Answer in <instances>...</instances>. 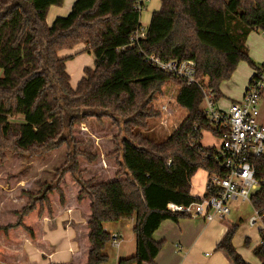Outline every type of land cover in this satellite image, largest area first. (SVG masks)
<instances>
[{"label":"trees","instance_id":"trees-1","mask_svg":"<svg viewBox=\"0 0 264 264\" xmlns=\"http://www.w3.org/2000/svg\"><path fill=\"white\" fill-rule=\"evenodd\" d=\"M64 1L0 0V132L14 133L15 146L23 153L68 145L55 181L43 183L36 195L27 192L29 201L17 221L0 226V263L37 264L27 253V240L49 257L55 247L45 237V222L56 228V219L71 209H80L83 220H65L63 226L74 228L78 249L70 260L52 264H106L111 233L105 224L131 219L136 252L118 264L154 263L162 247L154 232L167 219L189 217L170 211L168 203L201 199L190 193L192 177L201 168L209 178L226 176L216 147L201 143L203 131L218 138L223 132L207 118L197 84L153 66L130 45L131 35L142 26L135 0H75L66 16L48 24L50 7ZM160 1L141 47L164 60H194L197 79H207L216 103L223 97L221 83L241 61L258 71L251 80L264 71L245 45L251 31L264 34V0ZM80 43L95 62L93 68L85 67L73 88L66 68L73 56L60 52ZM171 79L181 85L177 102L187 110L185 118L164 140L134 133L129 125L146 126L147 105ZM106 118L118 129L105 137L108 148L95 153L82 148L76 126L88 127L92 119L102 124ZM81 159L88 166L81 167ZM96 162L93 172L89 166ZM256 171L264 179V157L256 161ZM216 193L208 184L204 197ZM252 203L264 208V186L253 194ZM237 229L238 224L226 222L215 249L228 264H250L233 244ZM253 252L264 264V245Z\"/></svg>","mask_w":264,"mask_h":264},{"label":"crops","instance_id":"crops-1","mask_svg":"<svg viewBox=\"0 0 264 264\" xmlns=\"http://www.w3.org/2000/svg\"><path fill=\"white\" fill-rule=\"evenodd\" d=\"M74 2L75 0H65L63 6H51L47 14V22L51 21L52 23L57 16H66L71 11ZM245 45L248 49L250 57L257 64H264V34L256 30L251 31L246 37ZM85 49L86 45L80 43L73 47L72 50H62L63 52L69 50L71 53H66V55L60 56L65 57L72 55V58H74V54H78L80 52L83 53ZM68 61L66 62V68L69 73ZM86 67L93 68L94 65ZM84 69L81 78L85 75ZM257 72L258 71L251 67L247 62L241 61L238 64L231 78L221 83L220 90L223 94V97L217 101V106L222 110H228L233 102L241 100L244 96L245 90L251 78ZM259 107L260 121L264 124V91L260 99ZM203 147L210 148L205 147L204 145ZM209 179L210 178L208 172L205 169H199L192 177L190 193L196 197H203L207 191ZM2 191H4L3 188ZM3 193V198L0 201V226L15 222L17 219V215L15 212L21 210L28 202V198L26 196H20V198L17 199L16 203L14 202L10 204L11 198L6 195L5 191ZM250 205L254 210V206L251 203ZM77 212L75 211V209L70 210L66 212L63 216L59 217L57 221L60 226L63 227L62 223L65 220L69 219H74L78 222L82 221V215L78 210ZM231 212L232 209L230 208V213ZM228 221L238 224L239 228L240 225L238 221L236 222L229 220L227 217L224 219L216 218L215 220L210 222L205 221L201 217H182L179 218L177 221L172 219H167L163 221L153 235L154 239L157 242L162 243V247L158 255L156 256L154 263L228 264V260L226 259L225 255L215 249L216 244L225 234L226 222ZM239 221L241 222L243 221V219L239 218ZM133 227L134 219L122 222H109L105 224V229L107 231H109L110 233H119L122 237L121 246L119 249H117L115 260L112 264H118L120 258H128L135 254L136 235L133 231ZM250 227V229H245L242 232L237 229L233 238V244L236 247L237 251L248 263L262 264L260 259L252 253V249L254 250V248L258 246L259 243L257 232L255 229L256 227ZM69 228L72 229L74 233L71 237L73 242H69L68 244L62 243L61 241L56 242L55 238H53L52 236V229L54 228H50L47 222H45V237L55 247V251L49 257L46 258L44 257L42 251L37 249L29 240H27L25 247L29 257L35 260L37 264L61 263L70 260L72 257V252L78 249V242L75 240L74 229L72 227H68L65 229ZM257 231L261 238L260 229L258 228ZM252 239H254L256 242L254 245H252ZM244 242L250 243L249 249L244 247ZM177 245H180L181 247H177ZM106 250L109 256L108 262L106 264H111L113 255L108 253V246Z\"/></svg>","mask_w":264,"mask_h":264},{"label":"rangeland","instance_id":"rangeland-1","mask_svg":"<svg viewBox=\"0 0 264 264\" xmlns=\"http://www.w3.org/2000/svg\"><path fill=\"white\" fill-rule=\"evenodd\" d=\"M160 6V0H150L146 3L140 15V22L144 29H147L152 12L156 9L158 10ZM47 23L50 24L51 21ZM66 53L71 52L69 50L66 52L61 51L60 55L64 56ZM94 60V54L88 50H84L83 53L80 52L74 54V58L71 60L69 59L68 70L73 88H76L77 83L81 79L84 67L93 66ZM1 72L2 71L0 70V73ZM180 86L181 85L177 79H171L165 82L161 90L155 93L153 99L147 105L150 116L146 120V126L135 127L134 125H129L132 128L131 130L134 131V133L136 131L140 132L142 135H148L158 141L164 140L187 115V110L182 108L177 102V94ZM162 106H166L167 110L165 112L162 110ZM103 120L102 124H99L97 123L98 121L92 119L88 127L81 125L76 126L74 134L77 139L84 141L82 148L87 149L92 153L99 152L102 149L106 150L108 148V144L105 142V137L116 134L118 129L117 126L114 125L112 119L106 118ZM163 120L166 123L168 121L167 127H162ZM15 140L16 137L14 133L6 135L0 132V201L3 198L2 195L5 191L6 195L11 198L10 204L14 202L16 203L20 196H26L29 201V196L26 194L27 192L36 195L43 183H51L55 181L58 170L65 164L68 157V145L66 143L51 150L35 148L30 153H23L15 146ZM202 144L205 147L219 146L221 144V139L215 137L211 130H205L203 131ZM81 160V167L88 166L85 160ZM97 164L98 162L91 163V166H89L91 167V170H94L93 172H95ZM86 178H90L89 173L86 174ZM2 188L4 191H2ZM228 205L232 209V212L227 218L239 222L240 226L238 230H240V232L245 229H250L251 227L248 224V219L254 214V210L250 203L230 201ZM77 210L82 214L80 209H75L76 212ZM19 211L15 212L17 216ZM239 218H242L243 221L240 222ZM57 220L58 218L56 219V228L52 229L53 238H55L56 242L61 241L65 244L73 242L71 239L74 234L73 230L70 228L65 229L68 227L63 228L64 226L61 227ZM72 220L76 221L74 219ZM255 229L259 243L260 235L257 231L258 227ZM255 243V240L252 239V245ZM244 247L249 249L250 243L244 242ZM116 252L117 249L109 244L108 253L113 255L111 264L115 260ZM252 253L254 254L253 249Z\"/></svg>","mask_w":264,"mask_h":264},{"label":"built area","instance_id":"built-area-1","mask_svg":"<svg viewBox=\"0 0 264 264\" xmlns=\"http://www.w3.org/2000/svg\"><path fill=\"white\" fill-rule=\"evenodd\" d=\"M148 1L150 0H135L134 6L141 12ZM145 35L146 29L141 26L131 35L130 45L137 46L139 52L153 66L185 79L187 84H197L204 95L202 108L207 118L214 128L223 132L215 156L226 169L227 174L224 177L214 175L208 183L217 189V193L210 197L203 196L199 201L187 205L170 202L167 208L172 212L185 213L189 217H201L210 222L216 218L224 219L230 214L228 205L230 201L249 202L254 206L252 196L264 186V179H259L256 171V161L264 157V124L260 121L259 107L264 91V71L258 73L249 82L241 100L233 102L228 110H222L214 100L207 79L203 81L197 79L194 60H164L147 53L140 45ZM162 110L165 112L166 106H162ZM167 123L163 120L162 127H167ZM249 224L260 229L259 244L264 245V208L254 206V214L250 216ZM110 243L114 248L119 249L122 243L121 235L116 232L111 233ZM177 247L181 246L177 245Z\"/></svg>","mask_w":264,"mask_h":264}]
</instances>
